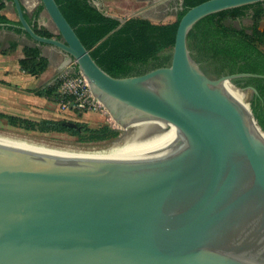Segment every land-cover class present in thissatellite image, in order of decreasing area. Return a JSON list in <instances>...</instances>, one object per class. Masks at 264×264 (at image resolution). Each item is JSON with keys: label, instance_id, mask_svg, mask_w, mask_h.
I'll return each instance as SVG.
<instances>
[{"label": "water", "instance_id": "obj_1", "mask_svg": "<svg viewBox=\"0 0 264 264\" xmlns=\"http://www.w3.org/2000/svg\"><path fill=\"white\" fill-rule=\"evenodd\" d=\"M11 1L21 28L63 52L64 64L73 58L124 129L157 119L179 137L154 156L64 155L0 141V264H264V137L248 104L223 85L258 93L233 79L264 73L213 75L187 40L203 16L264 0L191 6L169 63L126 76L94 60L55 0L39 1L60 38L37 33L21 0Z\"/></svg>", "mask_w": 264, "mask_h": 264}, {"label": "trees", "instance_id": "obj_2", "mask_svg": "<svg viewBox=\"0 0 264 264\" xmlns=\"http://www.w3.org/2000/svg\"><path fill=\"white\" fill-rule=\"evenodd\" d=\"M74 31L88 49L94 60L112 76L140 74L153 67L166 65L170 61V50L174 44L175 32L181 16L191 6L204 0H181L176 18L170 22H153L141 16H129L123 20L106 14L91 0H55ZM5 0H0V27L24 33L34 44L23 46V56L18 59L19 67L32 76L42 73L48 59L41 53V44H35L17 18L7 17L2 9ZM40 1L31 12L22 5L24 16L33 29L44 36H55L45 27L38 26L37 18L43 10ZM251 10L253 23L249 26H232L225 18H242ZM264 1L245 4L217 11L203 16L195 22L187 35L188 45L195 59L203 62L213 75L234 72L264 73ZM56 37H60L58 33ZM10 41L6 52L17 46ZM78 70L77 64L74 65ZM233 82L239 87L253 85L258 93H251L248 106L257 129L264 134V77H236ZM57 82L28 89L30 92L52 99ZM0 117L14 126L39 131L79 132L77 127H69L63 121L50 118L39 120L0 112ZM79 126L80 123H76ZM91 137L104 139L116 136L117 130L109 125L86 128ZM262 130V131H261Z\"/></svg>", "mask_w": 264, "mask_h": 264}, {"label": "rangeland", "instance_id": "obj_3", "mask_svg": "<svg viewBox=\"0 0 264 264\" xmlns=\"http://www.w3.org/2000/svg\"><path fill=\"white\" fill-rule=\"evenodd\" d=\"M91 1L106 14L116 16L120 19H124L126 17L134 15L148 18L153 22L162 23L173 21L176 18V13L181 6V0ZM41 12L44 16L41 19L39 14L37 18L38 26L47 28L55 35L53 37H56V35L59 33L57 28L55 27L46 11L43 9ZM251 13V10H248L246 15L242 18L227 17L225 18V22L235 27L249 26L253 23ZM259 23L260 27H262V25L264 24V18H262ZM29 41L33 43L31 39H29ZM40 48L42 49L41 51H44V53L46 54L48 64L46 69L39 75L34 77H32L31 75V79H33V81L31 80V84L33 85L35 82L38 83L45 80L44 84L57 82V88L55 90V96H53L52 99L46 98V103H42L40 101V104H37L31 102V100H29V102H23L26 106L28 105L31 107L28 118L35 120H39L41 118H50L59 121H73L75 123H80L81 126L78 130L79 132L74 133L68 130L39 131L25 129L20 126L11 125L5 118L0 117V135L21 139L47 148H54L67 152L69 151L70 153L79 152L83 155H93L115 145L123 146L125 137L132 130H134V125H128L126 129H124L112 118L106 108L100 107L99 109L95 110L75 109L73 108V104L71 102L67 103V107L65 108H61L58 106L59 99L63 98L64 94L68 93L69 89L73 87V82L69 83L68 81L70 78L76 77L78 74V70L76 71L74 68L76 62L72 58L66 64H64V53L50 52V50H53L54 48H52V46L48 44H42ZM241 92L242 93L238 91L237 96L235 97L247 104L252 92L250 89ZM102 125H109L110 127L117 130L118 134L116 136H109L104 139H96L91 137V135L88 133V130H86V128H97Z\"/></svg>", "mask_w": 264, "mask_h": 264}, {"label": "crops", "instance_id": "obj_4", "mask_svg": "<svg viewBox=\"0 0 264 264\" xmlns=\"http://www.w3.org/2000/svg\"><path fill=\"white\" fill-rule=\"evenodd\" d=\"M21 2L25 9L31 12L39 1L21 0ZM2 12L7 17L15 19L16 13L11 0H5V7ZM43 16L41 12V19ZM13 40L18 42L17 46L12 50L2 52L1 50L7 49L9 42ZM26 44L32 45L34 43L29 41L24 33L15 32L4 26L0 27V112L22 117H28L31 111V107L26 106L23 103L24 101L29 102L31 100V102L40 104V101L46 103L47 100L46 97L36 95L27 90L44 85L45 80L38 83L35 82L32 85L31 80L33 81V79H31V75L20 69L18 59L23 56V46ZM50 52L60 51L54 48ZM41 53L46 56L44 51H41Z\"/></svg>", "mask_w": 264, "mask_h": 264}, {"label": "bare ground", "instance_id": "obj_5", "mask_svg": "<svg viewBox=\"0 0 264 264\" xmlns=\"http://www.w3.org/2000/svg\"><path fill=\"white\" fill-rule=\"evenodd\" d=\"M87 83L90 87L91 92L93 93L88 80ZM223 85L224 88L234 97L237 96L238 91L242 93L237 87H235L227 80L223 82ZM132 125H134V130H132L125 137L123 146L115 145L108 149L103 150L102 152H98L93 155L96 156H151L152 155L154 156V155H159L161 153L166 154L170 150L175 149L177 146L175 140L176 139L178 140L179 134L175 129V127L170 123H165L157 119H150L143 122H137ZM155 129L159 131L152 133V131H154ZM257 131L258 133H260L262 137H264L263 133H261L258 129ZM0 141L12 145L42 149L64 155H83L78 151H77L78 153H74V152L70 153L69 151L67 152L59 149L47 148L21 139L10 138L2 135H0Z\"/></svg>", "mask_w": 264, "mask_h": 264}, {"label": "built area", "instance_id": "obj_6", "mask_svg": "<svg viewBox=\"0 0 264 264\" xmlns=\"http://www.w3.org/2000/svg\"><path fill=\"white\" fill-rule=\"evenodd\" d=\"M77 73L76 77L69 79L68 82H73V87L69 89L68 93L64 94L63 98L59 99L58 106L65 108L67 103L71 102L75 109L95 110L100 107L105 108L101 101L91 92L85 76L79 70Z\"/></svg>", "mask_w": 264, "mask_h": 264}, {"label": "flooded vegetation", "instance_id": "obj_7", "mask_svg": "<svg viewBox=\"0 0 264 264\" xmlns=\"http://www.w3.org/2000/svg\"><path fill=\"white\" fill-rule=\"evenodd\" d=\"M77 128L79 129L80 128V126L77 124Z\"/></svg>", "mask_w": 264, "mask_h": 264}]
</instances>
